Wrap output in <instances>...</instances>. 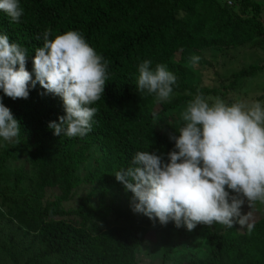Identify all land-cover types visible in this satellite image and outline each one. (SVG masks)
I'll return each instance as SVG.
<instances>
[{
  "label": "trees",
  "instance_id": "obj_1",
  "mask_svg": "<svg viewBox=\"0 0 264 264\" xmlns=\"http://www.w3.org/2000/svg\"><path fill=\"white\" fill-rule=\"evenodd\" d=\"M235 1L236 12L217 0H20L24 14L19 23L0 10V34L27 49L29 72L45 30H51L49 39L75 30L108 62L109 76L103 96L92 105L98 109L92 130L84 137L53 134L48 124L65 115L63 101L41 95L45 90L39 83L30 86L27 99L13 100L0 90L3 104L21 125L10 146L0 149V264H138L135 254L149 231L157 235L161 262L264 264V216L254 221L251 234L246 227L197 225L193 231L203 248L196 256L181 249L184 226L161 225L134 212L133 193L114 176L132 165L138 151L167 160L175 146L170 137L179 135V127L158 129L159 118L198 91L219 96L214 88L195 83L187 52L264 44L259 5ZM145 60L153 69L167 65L177 77L170 101L158 102L155 94L138 90V65ZM263 67L251 63L231 73L223 88ZM17 145L27 158L7 176ZM8 178L10 185L4 183ZM25 180L29 189L19 195ZM46 189L57 193L46 196ZM78 190L76 205L65 207Z\"/></svg>",
  "mask_w": 264,
  "mask_h": 264
},
{
  "label": "clouds",
  "instance_id": "obj_2",
  "mask_svg": "<svg viewBox=\"0 0 264 264\" xmlns=\"http://www.w3.org/2000/svg\"><path fill=\"white\" fill-rule=\"evenodd\" d=\"M0 10L16 23L24 14L20 0H0ZM50 35V29L43 33V46L35 49L29 72L27 49L0 34V90L13 100L27 99L30 86L39 83L45 90L41 95L63 101L65 115L48 124L53 134L84 137L98 111L92 105L104 94L108 62L79 31L69 30L53 39ZM199 60L193 55L189 63L196 65ZM151 65V60L138 65V90L155 94L158 102L170 101L177 77L165 64L154 69ZM2 99L0 138L12 141L21 125ZM180 120L179 135L170 137L175 146L167 160L155 152L138 151L131 166L114 174L133 193L132 210L188 231L200 224L232 228L238 223L251 234L252 209L257 202L264 205V104L243 99L229 104L198 91ZM245 203L251 208L247 214L241 211Z\"/></svg>",
  "mask_w": 264,
  "mask_h": 264
},
{
  "label": "rangeland",
  "instance_id": "obj_3",
  "mask_svg": "<svg viewBox=\"0 0 264 264\" xmlns=\"http://www.w3.org/2000/svg\"><path fill=\"white\" fill-rule=\"evenodd\" d=\"M219 3H227L229 6L236 12V1L235 0H217ZM256 2L259 7L258 20L261 25L264 27V0H251ZM251 11H248L246 15H249ZM256 41H258L256 39ZM188 53V54H187ZM186 58L187 61H190V58L195 55L199 56L200 60L198 64L192 65L189 67L192 70V73L195 79V83L198 86L206 87L208 89L214 88L219 92V97L224 99L227 103H232L237 99H243L248 102L260 101L264 104V67L257 69L251 76H241L236 79L231 88H223L228 83V76L231 73L237 72L239 70L247 68L251 63H256L262 65L264 63V44L257 43H245L235 49H212L204 51L203 53L198 52H187ZM208 97H217L211 94L204 95ZM187 102L182 104L178 110L169 112L165 116H161L156 127L158 129H167L168 127H180L182 121L180 120V113L186 107ZM158 109V105L156 106ZM11 141H5L3 138H0V149L4 146H10ZM18 146V145H17ZM25 158H27L26 150L18 146L16 150V160L7 164L5 170L7 176L12 172L15 166L19 167L25 163ZM7 185H10L11 179L8 178L4 182ZM29 189L28 181H24L19 191V195H22ZM56 189H46V196H53L56 194ZM81 193L79 190L74 194V196L68 201L64 202L65 207H74L77 203V197ZM1 210H5L1 207ZM243 214H247L251 211V208L245 203L241 209ZM264 216V205H261L257 202L256 206L252 209V221H256L259 218ZM174 223V222H173ZM235 226L238 230L241 229V226L238 223H235ZM224 225L219 223L211 226V229H221ZM186 235L182 241V251H189L194 255L201 256L199 249L203 248L200 240L194 234V231H188L184 227ZM158 239L157 235L154 232L149 231L145 235V241L141 247L136 251L135 258L138 264H178L173 261L171 258L163 262L160 261L158 257ZM8 260H5L3 264H7ZM20 262V260H19ZM21 264V263H19Z\"/></svg>",
  "mask_w": 264,
  "mask_h": 264
}]
</instances>
